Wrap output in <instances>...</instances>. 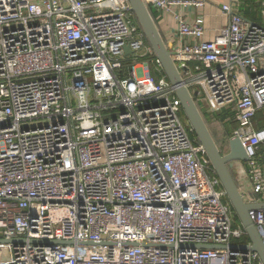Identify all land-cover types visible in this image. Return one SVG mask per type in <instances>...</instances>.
I'll return each mask as SVG.
<instances>
[{
  "label": "built area",
  "instance_id": "obj_1",
  "mask_svg": "<svg viewBox=\"0 0 264 264\" xmlns=\"http://www.w3.org/2000/svg\"><path fill=\"white\" fill-rule=\"evenodd\" d=\"M143 1L192 41L172 60L264 204V0L260 22L223 5L213 42L177 12L206 0ZM182 112L128 0H0V264H264Z\"/></svg>",
  "mask_w": 264,
  "mask_h": 264
},
{
  "label": "water",
  "instance_id": "obj_2",
  "mask_svg": "<svg viewBox=\"0 0 264 264\" xmlns=\"http://www.w3.org/2000/svg\"><path fill=\"white\" fill-rule=\"evenodd\" d=\"M128 1L148 44L152 47L167 79L175 88L176 95L188 122L193 128L199 142L204 147L207 157L216 175L221 181L230 204L248 234L251 245L246 246L245 249L256 252L264 263V245L262 244L260 235L252 219V212L264 208V204H247L244 201L234 178L235 168L239 164L245 163L249 160L240 139L237 137L230 138L227 144V153L224 154L221 152L207 126L204 116L196 104L195 97H197V93L192 96L189 90L184 86L182 77L172 60V52L165 44L148 6L143 0ZM126 53H130L128 47L126 48ZM200 248L216 249L217 247L203 246Z\"/></svg>",
  "mask_w": 264,
  "mask_h": 264
},
{
  "label": "crops",
  "instance_id": "obj_3",
  "mask_svg": "<svg viewBox=\"0 0 264 264\" xmlns=\"http://www.w3.org/2000/svg\"><path fill=\"white\" fill-rule=\"evenodd\" d=\"M206 5L203 8L195 9L188 8L184 11L177 9V12H181L183 18L192 24H199L205 29V42H213L217 36H219L221 30L226 28L230 24V18L223 14L222 6L230 4L231 0H206ZM241 3V13L244 17L252 22H260V9L259 1L263 0H238ZM152 15L157 23L161 36L169 48V50L177 49L181 44L192 43L189 39L181 40L178 34V23L171 14H165L161 12H152ZM211 123L222 126L223 130L227 126L230 128L236 125L234 121L224 122V117L221 114L215 116H206ZM207 120V119H206ZM256 127L264 128V112L258 114L255 120ZM232 125V126H231ZM230 130L228 140L233 137L235 126ZM228 150V147L226 151ZM224 153H227V152ZM247 165L244 163L238 165L235 168L234 178L238 188L248 187L247 184Z\"/></svg>",
  "mask_w": 264,
  "mask_h": 264
},
{
  "label": "rangeland",
  "instance_id": "obj_4",
  "mask_svg": "<svg viewBox=\"0 0 264 264\" xmlns=\"http://www.w3.org/2000/svg\"><path fill=\"white\" fill-rule=\"evenodd\" d=\"M200 106H201V109L206 112V116L209 117L211 112L209 109L205 108L204 100L202 101V103H200ZM221 115L224 117H230V115L227 112H225L224 114H221ZM182 117H183L184 121L186 120L188 122L186 115L184 116L182 114ZM206 119H207L206 120L207 126H208L209 130L211 131L213 138L215 139V141H216L219 149L221 150V152L224 153L227 149V144H228V138H224V135H223L225 133V131L223 130L222 126L215 125V124L211 123V121L208 118H206ZM204 160H205L204 162H206V163L209 162L208 158H204ZM247 184H249L248 181H247ZM235 219L237 220L236 222H239V219H238L236 214H235Z\"/></svg>",
  "mask_w": 264,
  "mask_h": 264
},
{
  "label": "flooded vegetation",
  "instance_id": "obj_5",
  "mask_svg": "<svg viewBox=\"0 0 264 264\" xmlns=\"http://www.w3.org/2000/svg\"><path fill=\"white\" fill-rule=\"evenodd\" d=\"M233 126L236 127V125H233ZM233 126L230 128V130H232V128H234ZM230 130L227 128V126L224 128V131H225V133L223 134L224 135V138H228V136L230 135ZM227 147H228V145H227Z\"/></svg>",
  "mask_w": 264,
  "mask_h": 264
},
{
  "label": "trees",
  "instance_id": "obj_6",
  "mask_svg": "<svg viewBox=\"0 0 264 264\" xmlns=\"http://www.w3.org/2000/svg\"><path fill=\"white\" fill-rule=\"evenodd\" d=\"M182 113H183V115L185 116L184 111H183ZM205 121H206V119H205ZM192 137H193V138H197L194 132L192 133ZM197 139H198V138H197ZM226 201H228V199H226Z\"/></svg>",
  "mask_w": 264,
  "mask_h": 264
}]
</instances>
